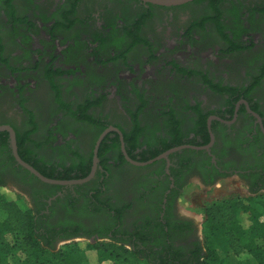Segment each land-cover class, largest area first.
Here are the masks:
<instances>
[{
    "label": "rangeland",
    "instance_id": "1",
    "mask_svg": "<svg viewBox=\"0 0 264 264\" xmlns=\"http://www.w3.org/2000/svg\"><path fill=\"white\" fill-rule=\"evenodd\" d=\"M3 1L0 0V38L5 49V53H2V56L7 60L8 63H6L9 64L10 69L7 64L0 63V89L7 86L6 88L13 94V97L7 102V111L13 115L14 123L21 130L26 128L27 121L31 119V114H33L39 132L34 138L39 143L45 142L55 128L59 132L64 128L63 131L67 136L70 128L76 130L73 134L81 131L82 133L77 136L80 135V137L84 138L83 147L90 152L85 136L86 131H84L86 127L84 128L81 124L71 121L69 122L70 127L66 124L62 125L66 121L65 114L59 110L55 101V92L46 78L47 67L54 63L53 61L56 60L62 49L58 48L56 43H53V46H50L51 52L40 60L37 56L39 47L37 45L34 46V43L37 44L40 41L45 49L48 48L44 35L51 27L48 24L51 21L58 20L57 12L49 17L47 16L46 11L49 5L47 0H36L37 5L35 7L30 4L29 0H16L14 4L19 16L27 15L30 18L29 23L33 25L30 26L32 27L30 30L28 23L24 22L25 24L23 23V25L17 23L15 28L20 29L15 32L13 22L10 21L8 13L2 4ZM235 1H241L251 7L264 5V0ZM85 3L86 7H83L79 18H77L80 22L94 18L97 12L111 11L113 8L121 10L122 7L127 5L137 12L145 10L133 0H85ZM209 13L210 10L206 3L193 4L188 8L182 9L154 8L150 11L152 21L148 32L147 34L144 32L142 42L137 45L135 43L127 44L120 51L113 46H108L109 48L107 47L105 50L97 48L94 52H91L94 48L91 51L86 49L85 56L82 58L64 57L57 59L55 63V66L58 67L57 70L63 71L61 68L75 69L71 73L72 75L77 70L81 71V73L83 70L85 74L94 76L95 79L92 80L90 85L84 84V86L80 85V87H77L76 82L69 81L63 77L56 78L55 82H58L61 87L64 98L70 101L78 102L95 93L97 100L102 102L99 107L93 110V113L96 116L106 118L110 123L130 128L131 116L128 110L138 111L141 106V100L133 91L139 93V96L147 101L148 105L141 115L144 122L148 123L151 120V123H155V114L164 109L166 110V108L160 106V100L166 94L165 90L161 88L152 90L149 87L150 91H146L142 86L146 83V79H152L154 75H166L168 69L164 63L169 59H174L179 63H183L189 69L188 72H202L210 78L238 85L242 89L251 84L253 88L259 80L256 86L258 88L255 87L256 89L254 88L250 95L252 98L262 102L264 111V86H261L262 83L264 85V78L262 79L263 81L261 80L264 77V30L260 31L253 28L250 31V36L258 45L257 50L230 52L229 44L221 37L213 24L207 23L203 27L194 25L195 23H202L209 16ZM80 22L78 23L79 26H76V29L80 27L76 33L74 31L72 33L64 32L61 28L57 29L55 31L56 38H59V41H61V38H70L71 35H85L91 38L94 33L87 31L85 28L87 24L81 25ZM224 25L228 28L229 23L224 22ZM104 30L105 32L98 37V41L101 43L111 38L108 33L111 30L113 31V28L109 27ZM241 42L245 45L248 44L247 42ZM89 44L90 46L95 45L92 42ZM95 61L102 63V65H98L96 68L94 66ZM52 65L54 66V64ZM182 78L186 97L203 104L205 110H216L226 102L223 96L204 86L203 78L200 76L190 75L189 73V75H182ZM119 82L124 86V92H128L126 99H124L125 95L123 94L121 95L122 99L118 100L115 98L116 93H121L120 89L117 92V88L120 85ZM134 83L136 84L135 89L129 92L130 84ZM15 87L20 89V91H24L22 95L20 91H16ZM75 88H79V90H75ZM104 94L105 96L102 97ZM168 96L165 97V102L173 99V96ZM184 106V104L181 105L177 110H182L183 112L182 108ZM183 114L182 117L187 122L186 120L189 119L190 114ZM0 118L3 117L0 116ZM58 135L54 133L55 137H58ZM74 136L76 135L74 134ZM59 138L62 139V135H59ZM46 148L48 147H42L43 151L46 152ZM180 156L183 162L187 160L192 165L205 160V157L203 158V156L194 153H185ZM52 158L67 165L74 162V157L67 154L64 156L55 155ZM165 163L164 160V162L162 161L152 166L136 167L129 164H116L112 160L110 162V174L102 187L103 193L100 198L108 199L111 207H115L118 203L111 202L113 199H118L121 203L144 195L148 190L160 183V177L165 182L168 180L165 175ZM101 179L97 178L95 181L83 185L62 186L59 190L63 193V197L60 198L63 200L61 203L67 204V201L75 202L77 207H85L92 210L95 215L97 210L93 209L96 207L91 206L88 199H91V192L94 189L100 190ZM190 180L191 182L182 191L178 200V207L182 216L191 218L198 223L200 239H203L204 236V211L214 202L228 199L248 200L252 207L262 215L261 221L264 222V190L249 191V188L240 179L232 176L216 181L211 187L199 185L196 181V176L192 175ZM0 195L9 201L15 202L22 211H30L25 197L11 187H0ZM98 205L100 208H104L100 202ZM98 213V218L104 219L107 216L105 211L100 213L98 210ZM5 218V213L0 211V221H4ZM243 221L244 226L247 227L249 225L247 216H244ZM125 222V227L130 229L132 222L128 216ZM2 240L4 243L2 244L0 241V264H38L36 263L34 252L25 248L21 234L18 232L8 233L4 235ZM99 241L102 243L113 242L107 238ZM54 244L56 252L60 250L76 251L75 254L78 253L80 255L79 258L82 259V264H115L113 258L102 255L90 248V245L93 244L92 239L89 240L84 237L60 239ZM118 246L121 247L122 244L118 242ZM126 248L129 249V246ZM220 256L224 259L225 264H238L243 261L242 256H235L232 253L220 252ZM251 263L254 264L255 261ZM140 264H147V262L142 260Z\"/></svg>",
    "mask_w": 264,
    "mask_h": 264
},
{
    "label": "flooded vegetation",
    "instance_id": "2",
    "mask_svg": "<svg viewBox=\"0 0 264 264\" xmlns=\"http://www.w3.org/2000/svg\"><path fill=\"white\" fill-rule=\"evenodd\" d=\"M29 2L32 6L34 5V7L37 5L36 0H29ZM47 3H49L46 11L47 16L49 17L57 12L58 20L51 21L48 24L51 27L47 31L46 35H44L46 38V41L45 39L44 41L48 44V48L45 49L40 41L37 42V44L34 43V46L37 45L39 47L37 56L40 60L43 59L46 54L51 52L50 46H53V43H56V46L62 49V51H60L56 57V60L53 61L54 63H51L54 64V70L58 69V67L55 66L57 59H62L64 57L78 59L82 58L85 56L86 49L91 51V49L94 48V50L91 51L94 52L97 50V48L100 50H105L108 46H114L117 48L118 44L120 46L117 49L120 51L123 50L124 46L127 44L135 43V45H137L139 42H142L144 32L147 34L150 22L152 21V17L150 16V11H152V9L145 3L141 2V4H138V6L145 8V10L142 12H137L128 5L122 7L121 10L118 8H113L111 11L106 10L103 12H97L95 13L96 15L94 18H91L88 21L84 20V22H80L81 25L87 24L85 26L87 31L89 30L90 32L94 33L91 38L85 35H71L70 38H61V41H59V38H56L55 36V31L59 29L56 28V25L60 26L64 32L72 33L74 31V33H76L78 28H80L78 27L76 29L78 23L70 27L68 21L70 23V21L79 18V14L81 13L83 7H86V3L85 0H81L78 6L75 8L73 16H70L68 13L70 10H67L70 9L69 1L47 0ZM247 7L251 6H247L241 1L227 0L221 5L223 11L221 22L229 23L228 28L230 31L233 29L240 31L243 30V28L248 29L249 32H246V34L241 37V41L247 42L248 50L253 51L258 49V45L256 44V41L250 36V31L253 28H256L260 31L264 30V14L260 11L256 12L254 16L248 20L250 13H248ZM259 8L261 10L264 9L263 6H259ZM66 17L70 18L64 20ZM60 23H62L63 26L59 25ZM207 23L209 22H205V24ZM31 25L33 24L28 23L30 30L32 29V27H30ZM109 27L113 28V31L111 30V32L108 33L111 35V38L107 39L103 43L99 42V35L105 32V28ZM227 33H229V30ZM91 42L95 43V45L90 46L89 43ZM113 42L116 44H113ZM62 43L64 44L62 45ZM230 47L231 45H229V48ZM164 64L168 69V73L164 76L154 75L152 79H146V83L142 87H144L146 91H150L149 87L152 90L161 88L165 90V97L168 95V97L173 96L172 100L167 99L168 102L164 101L165 97L160 100V106L166 108L164 112L166 113L168 111L167 113H169L173 111V116L166 117V115L163 116L160 114L161 112H159L154 116L156 124L151 123V120L146 123L142 119L143 117L140 116L142 127H148L149 129L151 127L152 129L157 130L155 127L160 125V128L157 132L158 135H161L162 138H170L171 132H173L170 124H173V121H175L179 122L180 130L182 132L189 134V131L191 130L190 122H193V127L194 121L197 119V117L195 114L191 113V111L182 112V110H177V108L181 107L183 104L185 106L187 104L189 106H195L196 103H199L198 101L196 102V100L188 99L184 93L185 85L183 84L184 80L182 78V75L184 74L181 72V70L188 71L189 69H187L183 63H179L174 59H169ZM98 65H102V63L100 64L99 62L95 61L94 66L97 68ZM61 69L65 73L63 76L57 77V79L61 77L66 78L69 81L76 82L78 85L77 87H80V85L84 86V84L90 85L92 80L95 79L94 76L85 74L83 70L82 73L81 71L77 70L72 75L71 73L75 69ZM77 74L78 76H76ZM263 78L264 77H262L261 80ZM209 79L212 80L214 84H222L223 87L225 86L229 88L240 89L242 92L239 93V99L234 104V107H232V101L230 95L228 94L223 96L226 99L224 106H221L216 110H205V112L213 111V115L211 117L216 116L221 119L224 117L225 119L223 120H225L227 123H223L218 120L211 121V128L210 130L208 128V130L209 135L210 131L214 135V143L209 151H196L201 152V156H203V158L205 157L204 161L198 164L193 163V165H186L182 158H180V155L183 151L170 155L169 160H165V175L168 177V180L165 182V180L160 177V183L152 187L144 195L138 196L136 199H129L130 201H123L121 203L118 199H113L111 202L115 204L118 203L115 205V207H111L108 199H99L100 201H97V203L99 204L100 202L104 208H100L97 203H93L96 206L91 204V206L96 207L93 209L95 211L97 210L95 215L93 214L92 210L86 209L85 207L82 208L76 206V208L73 209V206H67L61 202L54 204L53 201L63 197V193L59 191L56 196L47 198L46 195L48 194V186L46 185L48 184L35 181L32 179L33 175L17 164L11 148L10 135L7 132H1L7 133V135L0 137V187H11L17 193L23 195L29 205V208L34 212V215L40 212L42 219L47 221L55 220L54 222L52 221L53 223L50 221L52 225H57V221L59 220L63 221L64 223L58 226L57 229H63L67 236L79 235L78 237L86 238V235L90 233L89 231H93L97 236L106 234L109 238L116 236L123 240L127 237L124 236L125 232L135 233L136 230L145 232L148 230H153V232H155L157 231V224H165V220L168 219L177 225L187 226L189 228L187 236L195 239L199 236L198 223L191 218L182 216L178 207V200L184 187L191 182L190 177L192 175L197 177L196 181L202 187H211L216 183V181L232 176L240 179L249 188V191L254 192L258 190H264V133L262 131V126L264 128L263 104L257 99L252 98L251 95L246 94L250 87L252 88V84L246 86L243 88V90L242 87L238 85L228 84L215 78L213 79L209 77ZM119 84L120 85L117 88V92L118 89H120L121 92H124V86L121 82H119ZM135 85V83L130 84L129 92L135 89ZM204 86H207L205 82ZM261 86H264L263 83ZM6 87L7 86L0 89V116H3L6 119V125L11 126L15 130L18 147V138L20 136H22V139L25 138L26 133L23 134L22 132H18L21 131V128H19L18 125L14 123L13 115L7 111V102L13 97V94ZM75 90H79V88H75ZM210 90L213 91L211 88ZM16 91H20V89H16ZM23 92V90L20 91L21 95ZM122 94L123 93H116L115 98L118 100L122 99ZM104 96L105 94L102 95V97ZM244 101L248 103L249 108L254 113L260 116L262 119V126L258 119L247 110V106L243 103ZM201 108L204 109L203 104H201ZM183 113L190 114L189 119L186 120L187 122H185L182 117V115H184ZM31 116L33 119H35L33 114H31ZM209 119L207 121V126ZM65 120L66 121H64L62 125L64 126L66 124L68 127H70V121L76 122L74 118L70 119L69 117H65ZM214 122H218L219 124L213 125ZM111 125L118 128L122 132L125 144L124 132H128V128L116 123H111ZM212 126H215L213 130ZM74 131L76 130L70 128L67 136V141L72 144L71 147L64 146L62 139H60L58 135L57 141L52 144L53 146H47L48 148H46V152L43 151L42 148H35L32 144L33 142H29L27 144L28 150H23L22 154L26 156L28 153H32V156L35 155L36 160H41L45 163L57 161L53 159L52 156L61 155L63 153V155L67 154L70 156H87L89 151L83 147V143L85 141L84 138L80 137V135L74 136ZM38 133V131L32 133L33 140L35 139L34 136ZM116 135L121 142L120 136L117 133H115V136H111L110 138L113 139L116 137ZM193 136L194 134L191 133L188 140L193 138ZM7 143L10 147V154L8 151L2 149ZM109 143L110 145L112 144L110 141ZM112 151L113 150L110 149L108 154H110ZM19 152L20 151L18 147V153ZM57 163L59 162L57 161ZM70 165L72 164L69 163L66 166L69 167ZM103 168L104 166H102V162L99 160L96 175L89 183L95 181L98 171H103ZM100 183L103 184L104 180L101 179ZM98 210L100 213L105 211L107 216L104 219L98 218ZM45 215L46 217H44ZM127 216L132 222L130 229L125 227ZM47 217H49V219Z\"/></svg>",
    "mask_w": 264,
    "mask_h": 264
},
{
    "label": "trees",
    "instance_id": "3",
    "mask_svg": "<svg viewBox=\"0 0 264 264\" xmlns=\"http://www.w3.org/2000/svg\"><path fill=\"white\" fill-rule=\"evenodd\" d=\"M15 0H4L2 2L6 12L8 13L9 19L13 22V29L18 32L15 28V24L29 23L30 18L26 16H19V13L14 4ZM70 3V16H73L75 8L78 6L81 0H67ZM140 3L138 0H133ZM227 0H196L194 3H190L181 7H173L172 9H182L188 8L193 4H208L210 13L202 23H195L197 27H203L205 22L212 23L221 37L231 45L230 52H240L248 50V46L241 42V37L249 32L248 29L243 28V30H231L221 22L223 16V11L221 5ZM152 10L154 8L168 9L165 7H158L147 4ZM263 6L264 5H260ZM248 13H250L249 19L254 16L256 12H262L264 14V9H260L259 6L254 8H247ZM67 13V14H68ZM151 16V15H150ZM149 16V17H150ZM70 17H66L64 20ZM71 20V19H70ZM76 21V22H74ZM78 19L68 21V24L73 26L79 23ZM24 23V24H25ZM59 25H62L60 23ZM32 26V25H31ZM56 28L60 26L56 25ZM229 30V33L227 31ZM113 44H116L113 42ZM120 45L117 44V48ZM114 47V46H113ZM5 53V49L2 45L0 38V63L7 64V60L2 56ZM124 56V55H123ZM116 58V57H115ZM7 62V63H6ZM9 69L10 66L7 64ZM184 75H198L203 78L204 82L209 88H211L215 93L225 96L230 95L232 101V107L238 101L239 93H242L240 89H234L229 87H223L222 84H214L209 77L202 72H188L186 70H181ZM73 73V72H72ZM46 78L50 82L54 92L55 101L59 107V110L64 113L66 118H74L76 122L78 121L86 131L87 146L89 147V154L87 156L73 155L74 162H72L69 167L65 163L48 162L45 163L41 160H36L35 155L32 153L24 156L23 150L27 149V144L30 142L35 148H42L47 146H53L57 141V137L54 133L62 135V142L64 146L71 147V143L67 141V134L63 131H57L56 128L51 131L49 138L43 142L39 143L35 139H32V133L38 131V125L31 117L27 121L26 128L19 133H26L25 138L20 136L18 147L20 157L38 170L42 175L50 179L57 180H74L82 179L89 175L93 165V155L94 147L99 138V136L111 125L106 118L102 116H96L92 111L101 105V100H97L95 93L88 95L84 100L81 101H70L64 98L61 87L56 83V78L63 76L64 73L61 70H54V66L50 64L46 69ZM259 81V80H258ZM250 88L246 94L250 95L252 90L258 85L259 82ZM244 90V89H243ZM136 96L141 100V106L138 111L128 110L131 116V127L128 128V132H124L126 151L128 155L136 161L146 162L151 159L158 157L164 152L179 147L183 145H193V146H204L210 142V135L207 126L208 119L213 115V111L205 112V109L201 108V103H196L195 106H189L188 104L183 108L184 111H191L195 114L197 119L194 121V126L192 127L189 134L184 133L180 130L179 122L173 121L170 124L173 132H171L170 138H162L158 135V129L154 130L150 127H142L140 121V116L143 114L146 108L147 101L139 96V93L133 91ZM128 95V92H121ZM120 93V94H121ZM129 101V99H128ZM226 103V102H225ZM224 103V104H225ZM224 106V105H222ZM25 110V109H24ZM165 110V109H164ZM164 110L160 111L161 115L166 117H172L173 111L165 113ZM26 112V111H25ZM3 117V116H2ZM222 119H225L224 117ZM5 118H0V125H6ZM194 120V119H193ZM77 122V123H78ZM219 124L214 122L213 125ZM215 126H212V130ZM82 130V129H81ZM82 133L77 131L74 134L77 136ZM193 133V138H190V134ZM7 135V133H0V137ZM111 136H115V133H110L102 142L98 158L104 166L103 171H98L97 178H102L104 183L107 176L110 174V162L113 160L116 164H128L121 152V142L119 141L117 135L115 138L111 139ZM57 138V139H56ZM109 141L112 143L110 145ZM4 150L8 151L10 154V147L7 144L3 146ZM112 149L113 151L108 154V151ZM194 153L201 156V152H196L194 150H183L182 154ZM64 154V153H63ZM61 154L62 156H64ZM84 158V159H83ZM13 159V158H12ZM162 162V161H160ZM160 162H156L160 163ZM164 162V161H163ZM186 165H190V161H184ZM32 179L40 182L34 176ZM95 179V180H96ZM104 183L101 184L99 191L94 189L91 192V199L89 203L93 204L96 201H100V196L102 195V187ZM48 186L47 198L54 197L58 194L62 186ZM62 199H55L54 204L57 202H62ZM67 206H73L76 208V203L67 201ZM94 205V204H93ZM68 210V209H67ZM0 211L4 212L6 218L4 221H0V241L3 244L2 238L4 235L12 232H18L23 236L25 248L33 251L36 258V263L38 264H82V259L79 258L80 255L75 254L76 251H55V242L60 239H73L78 238L76 235L67 236L63 229H57L58 226L62 225L63 221H57V225H52L49 220L42 219L40 212L34 215V212L22 211L18 205L5 199L0 195ZM205 226H204V236L200 239L199 236L195 239L188 237L187 233L189 228L185 225H177L172 221L166 219L165 224H157V231L153 230H136L135 233L125 232L124 236H127L123 240L118 239L116 236L111 238L106 234L96 235L95 232L89 231L86 238L93 240V244L90 248L101 253L102 255H107L113 258L115 264H140V261H146L147 264H225L224 259L221 258L220 252L222 253H232L235 256H242L243 261L238 264H264V222L261 221L262 215L250 204L248 200L242 199H228L223 201L214 202L205 209ZM38 216V217H36ZM244 216H247L249 225L244 226ZM46 217V215L44 216ZM49 219V217H47ZM67 221V220H66ZM65 221V222H66ZM121 234V233H120ZM109 239L113 241L112 243H102L100 239ZM119 240V241H118ZM191 240V241H190ZM118 242L122 244L121 247L118 246ZM129 246V249L126 247ZM75 254V255H74Z\"/></svg>",
    "mask_w": 264,
    "mask_h": 264
},
{
    "label": "water",
    "instance_id": "4",
    "mask_svg": "<svg viewBox=\"0 0 264 264\" xmlns=\"http://www.w3.org/2000/svg\"><path fill=\"white\" fill-rule=\"evenodd\" d=\"M142 3L145 4H150L153 6H158V7H165V8H173V7H181L190 3H193L196 0H138ZM246 106H247V110L258 119L259 123L262 126V119L260 118V116L256 113H254L248 106V103L246 101L243 102ZM212 120H218L221 121L223 123H227L225 120L213 116L209 119V123H208V128L210 130L211 128V121ZM262 131L264 133V128L262 126ZM1 132H7L10 135V143H11V148H12V152H13V156L17 162L18 165H20L23 169H25L26 171H28L31 175H33L36 179H38L40 182L44 183V184H48V185H54V186H76V185H83L86 183H89L96 175L97 169H98V164H99V158H98V153H99V149L100 146L102 144V142L104 141V139L107 137L108 134L110 133H117L120 136V140H121V150L123 153V156L126 160L127 163H129L132 166H136V167H147L150 166L156 162L162 161V160H169V156L177 153V152H181L183 150H194V151H209L210 148L212 147L213 143H214V135L212 134V132L210 131V135H211V142L207 145L204 146H193V145H183V146H179L173 149H170L166 152H164L163 154L159 155L158 157L151 159L149 161L146 162H141V161H136L133 160L127 153L126 149H125V144H124V139H123V134L122 132L116 128V127H109L107 128L98 138L95 147H94V155H93V165H92V169L91 172L89 173V175L85 178L82 179H74V180H57V179H50L45 177L44 175H42L38 170H36L33 166H31L30 164H28L27 162H25L18 153V147H17V141H16V132L15 130L9 126V125H0V133Z\"/></svg>",
    "mask_w": 264,
    "mask_h": 264
}]
</instances>
